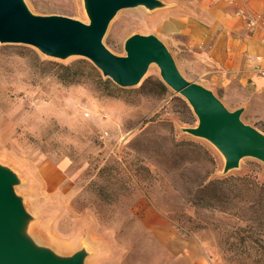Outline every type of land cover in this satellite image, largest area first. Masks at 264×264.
<instances>
[{"label":"rangeland","instance_id":"rangeland-1","mask_svg":"<svg viewBox=\"0 0 264 264\" xmlns=\"http://www.w3.org/2000/svg\"><path fill=\"white\" fill-rule=\"evenodd\" d=\"M25 3L37 15L90 21L84 0ZM161 3L118 11L105 46L125 55L130 35L155 34L186 79L201 76L209 63L200 0ZM239 6L250 31L264 24L262 14ZM252 14L259 17L251 27ZM192 16L197 28L187 32ZM216 93L231 110L246 96L237 87ZM197 123L158 64L123 87L86 56L63 59L0 42V164L19 178L27 235L59 256L83 250V264H264V225L250 218L253 201L236 198L237 207L223 211L192 200L214 178L263 183L264 162L242 157L225 174L219 149L184 130ZM257 125L264 130V122Z\"/></svg>","mask_w":264,"mask_h":264},{"label":"water","instance_id":"water-1","mask_svg":"<svg viewBox=\"0 0 264 264\" xmlns=\"http://www.w3.org/2000/svg\"><path fill=\"white\" fill-rule=\"evenodd\" d=\"M89 22L59 14L33 13L25 0H0V42L29 44L52 57H88L123 87L138 84L151 63L161 78L182 94L198 117V125L184 130L211 141L226 157L224 173L236 168L242 157L264 162V132L245 123V108L231 110L216 93L186 79L165 43L155 34L135 33L126 39L125 55L109 50L104 34L118 11L138 6L155 9L161 0H84ZM18 176L0 164V264H83L86 252L62 256L39 246L27 235L29 213L15 185Z\"/></svg>","mask_w":264,"mask_h":264},{"label":"crops","instance_id":"crops-1","mask_svg":"<svg viewBox=\"0 0 264 264\" xmlns=\"http://www.w3.org/2000/svg\"><path fill=\"white\" fill-rule=\"evenodd\" d=\"M200 2L199 23L205 34V54L208 55L209 67L201 76H193L191 81L199 82L214 93L219 89L240 88L246 95L239 104V107L245 108L246 123L258 126V122H264V74L257 68L260 65L264 70V24L250 31L237 10L239 4H246L264 16V0ZM194 18L192 16L189 24L184 26L185 31L197 28ZM171 33L174 41V33ZM173 52L179 55L177 48ZM256 56L261 57V63L256 61ZM185 68L187 73H191L190 66L186 65Z\"/></svg>","mask_w":264,"mask_h":264},{"label":"trees","instance_id":"trees-1","mask_svg":"<svg viewBox=\"0 0 264 264\" xmlns=\"http://www.w3.org/2000/svg\"><path fill=\"white\" fill-rule=\"evenodd\" d=\"M264 131V130H263ZM189 145L185 148H190ZM235 179L232 177L214 178L199 189L196 198L193 202L208 208L221 209L223 211L232 210L237 206L234 204L236 198L247 199L251 202V209L249 212L252 214L250 217L253 220H258L259 223L264 225V182H255L249 177H241ZM236 213V212H235ZM234 213V214H235ZM239 216V214H238Z\"/></svg>","mask_w":264,"mask_h":264},{"label":"built area","instance_id":"built-area-1","mask_svg":"<svg viewBox=\"0 0 264 264\" xmlns=\"http://www.w3.org/2000/svg\"><path fill=\"white\" fill-rule=\"evenodd\" d=\"M237 14L241 15V16H246L247 15V12L245 10H243V7H240L238 8L237 10ZM259 16H256V15H249V19H250V26H254V24L256 23V19H258ZM256 61H258L259 63L262 62V59L260 56H257L256 57ZM258 70L261 72V73H264L261 66H257Z\"/></svg>","mask_w":264,"mask_h":264}]
</instances>
